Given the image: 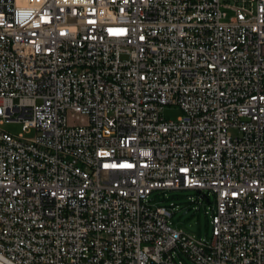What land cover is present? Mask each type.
Here are the masks:
<instances>
[{"label": "built area", "instance_id": "2783aa9c", "mask_svg": "<svg viewBox=\"0 0 264 264\" xmlns=\"http://www.w3.org/2000/svg\"><path fill=\"white\" fill-rule=\"evenodd\" d=\"M6 121L0 264H264V0H0Z\"/></svg>", "mask_w": 264, "mask_h": 264}, {"label": "rangeland", "instance_id": "374dc122", "mask_svg": "<svg viewBox=\"0 0 264 264\" xmlns=\"http://www.w3.org/2000/svg\"><path fill=\"white\" fill-rule=\"evenodd\" d=\"M227 11L230 16L232 14L231 11ZM162 115L166 119L176 120L182 115V110L177 105H166L162 111ZM0 127L12 134H18L22 130V124L17 122L6 121L0 124ZM168 196L169 199L163 200L164 195L160 193L158 199L155 201L159 204H169L171 201H174L181 207L170 218V225L173 228L210 240L212 238V226L206 211L209 214L212 213V207L215 203L214 195L211 196V203L206 199H199L195 190H175L169 192ZM191 197H194V200L197 201L191 202Z\"/></svg>", "mask_w": 264, "mask_h": 264}, {"label": "water", "instance_id": "95a60500", "mask_svg": "<svg viewBox=\"0 0 264 264\" xmlns=\"http://www.w3.org/2000/svg\"><path fill=\"white\" fill-rule=\"evenodd\" d=\"M198 192H200V191H198Z\"/></svg>", "mask_w": 264, "mask_h": 264}]
</instances>
